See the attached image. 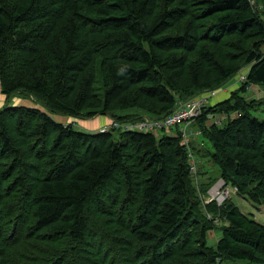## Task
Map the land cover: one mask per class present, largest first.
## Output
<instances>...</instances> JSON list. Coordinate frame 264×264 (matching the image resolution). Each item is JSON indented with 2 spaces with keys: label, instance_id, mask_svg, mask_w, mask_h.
I'll use <instances>...</instances> for the list:
<instances>
[{
  "label": "trees",
  "instance_id": "1",
  "mask_svg": "<svg viewBox=\"0 0 264 264\" xmlns=\"http://www.w3.org/2000/svg\"><path fill=\"white\" fill-rule=\"evenodd\" d=\"M255 8V0H0V93L32 97L53 115L162 119L246 68L236 92L201 110L193 124L202 140L189 145L176 128L115 138L117 130L79 132L34 109H1L0 264H264V225L227 202L204 204L218 178L196 162L193 176L188 155L264 204V119L242 97L264 90ZM205 213L223 223L214 249L206 236L216 224Z\"/></svg>",
  "mask_w": 264,
  "mask_h": 264
},
{
  "label": "rangeland",
  "instance_id": "2",
  "mask_svg": "<svg viewBox=\"0 0 264 264\" xmlns=\"http://www.w3.org/2000/svg\"><path fill=\"white\" fill-rule=\"evenodd\" d=\"M255 10L259 11V15L261 16V20H264V7L262 6V4L260 2H258L257 0H255ZM264 51V48H262V52ZM246 69V68H244ZM244 69L242 70L243 72L241 74H243L245 71ZM229 85H234L237 87L241 86V82L239 81V77L235 76L232 79H230L227 84H225L220 91H225L226 87ZM238 89H234L232 91H229L226 99H228L230 97V94L232 92H236ZM259 93H263V94H259ZM242 97L245 99V101L247 102H254L255 105V110L253 111V116L258 118L259 120H263L264 119V90L258 86H251L248 88V91L244 94H242ZM222 98V93H220L215 99L213 98L212 100H208L207 103L205 104V107H210L214 104V100L215 102H222L226 99H221ZM261 103H260V102ZM4 107H22V108H29V109H34L43 113H46L48 115H50L54 121L58 122V123H62L64 124V126H67V119H69L72 122V125L74 126V129L79 131V132H87V133H96L101 127L105 128V127H109L111 122H112V118L111 116H96L93 118H88V119H73V118H68L67 116H62L59 114L53 115L51 113H49L46 109V107L42 104L39 103L38 101L34 100L32 97H27L19 92L14 93L12 95H10L8 98H5V96H3L2 94H0V110L3 109ZM134 110L132 109H128L125 111H120L119 113L121 115L127 114V113H132ZM209 116V115H208ZM63 117H65L63 119ZM236 117V114H233L229 117V119H233ZM144 118H148V117H144ZM152 119V118H149ZM222 126L226 125L228 123V118L224 117L222 118ZM209 124H213V120H209L208 121ZM71 124V123H69ZM96 128V129H95ZM99 128V129H98ZM115 132V138H119L120 133L119 131H114ZM119 132V133H118ZM165 135L168 136H172L175 134V130L174 129H167L165 131ZM197 132V128L196 126H194V124H191V126L187 129V134L190 135L192 133H196ZM154 135H156L157 137H160L162 132L161 131H153L152 132ZM122 134V133H121ZM196 141V142H200L202 140V138H200L199 136H195L192 137L191 141ZM203 143V141H202ZM206 144V143H205ZM196 147H198V145H196ZM205 148H209V145L206 144ZM194 159L196 162V166L197 167H201V173H203L204 177H208L211 179H215L218 178V180L220 179V172L217 166L213 165L211 162H208L207 159H200L197 156L194 155ZM193 176L195 174H192ZM206 181V180H205ZM215 185V184H214ZM213 185V186H214ZM218 185L221 186L220 183H218ZM216 185L211 187V189L208 190V197L211 200L210 195L213 197L216 195L217 193V188H219V186ZM217 187V188H216ZM214 190H213V189ZM221 190V189H220ZM219 190V191H220ZM212 201H216V203L218 202V199L212 200ZM227 202L229 204L234 205L235 207H237L245 216H247L249 219L254 220L262 225H264V204H256L251 202L247 197L245 196H240V195H236V194H229V197L225 198L223 201ZM222 204V205H223ZM206 216L213 220L214 223L216 224L215 229L211 232H209L206 236V243L207 246L210 248H216V244L217 241L219 240L221 233L219 231V229L223 226V223L219 222L220 220L216 217L214 218L212 215H210L209 213H205ZM223 264H247L246 261L243 260H239V261H235V262H231V261H226Z\"/></svg>",
  "mask_w": 264,
  "mask_h": 264
},
{
  "label": "built area",
  "instance_id": "3",
  "mask_svg": "<svg viewBox=\"0 0 264 264\" xmlns=\"http://www.w3.org/2000/svg\"><path fill=\"white\" fill-rule=\"evenodd\" d=\"M243 74H239V81L244 82L246 79V70ZM217 95L216 91H208L202 94L197 95L196 97L187 100L183 103H180L174 111L171 112L168 116L162 118V119H149L144 118L142 121L137 122H118L116 120H112L109 127L101 128L98 132L99 133H108L111 130H117L121 133L126 132H153L155 130L157 131H163L167 129H174L176 128L178 132L182 135L183 142L186 145H189V143L192 140V137L197 136L196 133H192L190 135L187 134V129L191 126V124L194 123L195 119L201 114V110L205 107V104L208 100L214 98ZM209 120H213V122L217 125L220 124V120H217L213 117V115L208 116ZM217 120V121H215ZM190 164H191V174H196V166L195 161L193 158V155L191 151L188 152ZM218 183L221 184L218 185ZM218 185L219 188H217V193L215 196H211V200L207 196V198L204 199V204L209 203L212 200L218 199V202L215 203L218 206H221L223 204L224 199L229 197V194H236L237 189L235 187L226 186L224 181L222 179H219L214 186ZM213 186V188H214ZM212 188V189H213ZM221 189V190H220ZM214 190V189H213ZM220 190V191H219Z\"/></svg>",
  "mask_w": 264,
  "mask_h": 264
},
{
  "label": "crops",
  "instance_id": "4",
  "mask_svg": "<svg viewBox=\"0 0 264 264\" xmlns=\"http://www.w3.org/2000/svg\"><path fill=\"white\" fill-rule=\"evenodd\" d=\"M236 87L234 86V85H229V86H227L226 87V90L225 91H221V92H219L215 97H214V99L220 94V93H222V98L221 99H226V96H227V94H228V92L229 91H232V90H234ZM259 94H263V93H259ZM213 99V98H212ZM212 99H210V100H212ZM216 103H219V102H215V100H214V104H216ZM213 104V105H214ZM107 117V116H106ZM109 117V116H108ZM65 117H63V119H64ZM110 118V117H109ZM66 119V118H65ZM67 123L69 124V123H72L69 119H67ZM102 128V127H101ZM100 128V129H101ZM99 129V128H98ZM99 129V130H100ZM98 130V131H99ZM97 131V132H98Z\"/></svg>",
  "mask_w": 264,
  "mask_h": 264
},
{
  "label": "bare ground",
  "instance_id": "5",
  "mask_svg": "<svg viewBox=\"0 0 264 264\" xmlns=\"http://www.w3.org/2000/svg\"><path fill=\"white\" fill-rule=\"evenodd\" d=\"M3 92V91H2ZM1 94V93H0ZM128 108V107H127ZM125 110V109H124ZM207 112V111H206ZM205 113V112H204ZM222 114H224V113H222ZM133 115V114H132ZM199 124H201V123H199ZM67 127V126H66ZM200 127V126H199ZM201 128V127H200ZM96 129V128H95ZM119 133V132H118ZM134 134V133H133ZM151 134V133H150ZM132 135V134H131ZM141 136V135H140ZM162 139V138H161ZM190 150V149H189ZM191 151V150H190ZM189 152V151H188ZM25 214V213H24ZM25 217H27V216H25ZM27 223V222H26ZM29 223V222H28ZM28 227V226H27ZM32 239V238H31ZM38 253V252H37Z\"/></svg>",
  "mask_w": 264,
  "mask_h": 264
}]
</instances>
